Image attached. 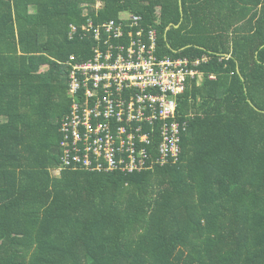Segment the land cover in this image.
Masks as SVG:
<instances>
[{
	"label": "trees",
	"instance_id": "obj_1",
	"mask_svg": "<svg viewBox=\"0 0 264 264\" xmlns=\"http://www.w3.org/2000/svg\"><path fill=\"white\" fill-rule=\"evenodd\" d=\"M99 1L98 22L139 15L161 55L210 60L178 161L57 176L69 61L93 48L71 26ZM238 1L244 27H204ZM238 1L0 0V264H264V0Z\"/></svg>",
	"mask_w": 264,
	"mask_h": 264
},
{
	"label": "built area",
	"instance_id": "obj_2",
	"mask_svg": "<svg viewBox=\"0 0 264 264\" xmlns=\"http://www.w3.org/2000/svg\"><path fill=\"white\" fill-rule=\"evenodd\" d=\"M103 6L86 8L85 23L71 26L70 39L93 48L85 60L69 61L72 107L60 124L57 176L65 169L135 173L178 161L187 128L180 97L193 80L202 82L199 67L210 60L161 55L157 29L132 13L98 22Z\"/></svg>",
	"mask_w": 264,
	"mask_h": 264
},
{
	"label": "crops",
	"instance_id": "obj_3",
	"mask_svg": "<svg viewBox=\"0 0 264 264\" xmlns=\"http://www.w3.org/2000/svg\"><path fill=\"white\" fill-rule=\"evenodd\" d=\"M248 8H251V6L248 4L242 5V3L239 1L238 4L224 2V4L221 5V8H215V6H213V8L209 10V24H204V27L214 30H232L241 26L244 27L246 21L248 20V18H250V15H246V17L242 15ZM260 10L261 8H259L258 6V9H253V12H260ZM237 20L238 22L233 24V22Z\"/></svg>",
	"mask_w": 264,
	"mask_h": 264
},
{
	"label": "rangeland",
	"instance_id": "obj_4",
	"mask_svg": "<svg viewBox=\"0 0 264 264\" xmlns=\"http://www.w3.org/2000/svg\"><path fill=\"white\" fill-rule=\"evenodd\" d=\"M44 69H45V68H44ZM44 69H43V70H44ZM201 78H203V77H201Z\"/></svg>",
	"mask_w": 264,
	"mask_h": 264
}]
</instances>
